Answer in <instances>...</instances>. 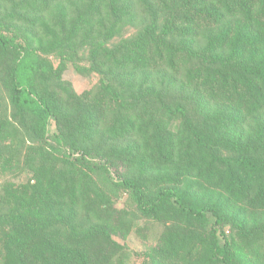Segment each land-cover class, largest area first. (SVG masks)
Segmentation results:
<instances>
[{"label":"trees","instance_id":"16d2710c","mask_svg":"<svg viewBox=\"0 0 264 264\" xmlns=\"http://www.w3.org/2000/svg\"><path fill=\"white\" fill-rule=\"evenodd\" d=\"M60 1L29 0L28 11L13 3L11 14L0 15V82L14 120L39 145L40 156L87 171L79 186L62 173L50 174L45 183L39 179L13 212L0 214V261L114 264L109 251L122 247L111 227L126 233L130 228L112 223V199L89 172L111 176L135 167L143 175L157 165L165 173L150 186L129 173L118 184L143 216L168 224L163 247L148 254L152 264H264V0H157L158 10L142 0L151 14H164V24L154 19L135 39L106 48L107 69L81 66L73 55L55 66L14 30L12 14L34 12L40 20ZM89 2L92 9H109L118 24L129 14V4L121 8L123 0ZM69 62L80 74L101 75V92L93 100L61 82ZM197 63L202 72L194 70ZM164 67L177 77L186 67V83H169L178 92L167 83L158 90L151 77L138 79L139 71ZM121 77L131 82L116 84L114 78ZM186 90L195 114L186 97H179ZM163 110L173 122L164 119ZM109 114L113 118L102 132ZM53 120L57 131L51 133ZM248 121L253 124L246 132ZM12 123L0 121L1 139L15 137ZM98 135L112 147L105 151V142L89 147ZM221 148L235 155L224 156ZM182 178L191 183L183 187ZM80 208L99 223L81 235ZM228 226L235 238L226 235ZM98 232L106 248L101 253L92 244Z\"/></svg>","mask_w":264,"mask_h":264},{"label":"rangeland","instance_id":"374dc122","mask_svg":"<svg viewBox=\"0 0 264 264\" xmlns=\"http://www.w3.org/2000/svg\"><path fill=\"white\" fill-rule=\"evenodd\" d=\"M27 1L29 0H0V15L7 16L11 14L13 3H21L22 8L28 11L30 6L27 5ZM149 1L154 3V10L159 9L155 5L157 0ZM167 1L168 3L170 2V0ZM89 3V0H62L53 3L40 20L37 19L40 15L35 16L36 13L34 12L27 17L23 16V11L18 16L12 14L10 18L14 30L21 33L26 39H30L40 54L48 58L55 66L60 64L63 57L73 55L77 57V62L81 66L90 67L92 63H97L103 69L108 68L105 55L106 48H112L123 41L135 39L144 27L154 19H157L161 26L164 24V14L160 10L157 15L151 14L142 0H123L121 2V8L124 4H129L130 9H128V16L123 18L119 24L109 9H92ZM108 3L110 5V2ZM122 9L127 10V7ZM58 18L61 19L59 23L56 22ZM229 25L235 28L236 22L232 21ZM112 31L114 32V37L110 39ZM206 34L207 32H203L200 35L201 37H199L201 45L206 42ZM0 62H2V57H0ZM185 69L181 72L180 77L171 74L166 67L156 71H139L138 79L142 78V76L151 77V80L156 83L158 90H162L165 83H167L169 90L178 92L179 87H170L171 84L169 83L170 80L186 83L187 72ZM194 70L202 72L203 65L197 63ZM101 78V75L97 73L80 74L74 64L69 62V67L61 77V82L69 85L80 97L90 93L89 98L93 100L101 92ZM114 82L116 84L124 83L121 86H126L131 81L121 77L114 78ZM188 92L189 90H186V96L180 93L179 97H186L185 102L189 107V111L195 114L194 103L191 96H188ZM172 96L177 95L172 94ZM163 113L166 121L173 122V118L167 112L163 110ZM158 114L162 115L160 112ZM13 115L14 110L10 103V98L0 82V121L5 119L12 121L17 131L13 138H0V214L13 212L17 199L29 197L32 193L33 185L39 179L45 183L50 174L58 175L62 173L66 175L67 180L79 186V184L84 182L82 172L86 170L78 166L74 168L67 167L59 161H45L39 154L40 148H37L39 145L32 141L25 127L16 123ZM112 118L111 114L107 116L106 124L101 129L102 132L106 130V125L110 124L109 121ZM252 124V121L247 122L246 132ZM49 130L51 133L57 131V124L54 120L51 121ZM77 137L82 140L80 135ZM102 142L106 143L105 151L112 147V143L106 141L100 135L93 138L89 147L96 149ZM119 143L123 142L118 141ZM220 153L224 156L235 155L232 151L223 148H221ZM157 169V165H154L149 171L144 172L143 175L135 167L128 172H125L123 168L121 170H113L111 176L102 172H89L99 188L105 191L112 199L111 210L115 213V217H112V223H123L127 229L130 228V232L126 233L115 229L114 226L111 227L112 239L122 247L120 250L109 251L114 264H119L120 262L123 264H152L148 254L163 247L162 239L167 232L168 224L143 216L131 198V193L118 186L119 177L121 175L126 176L127 173L131 177H142L141 183L144 186H150V182L152 183L153 180L155 182L159 181L163 177V173H165V170L159 168L160 171H158ZM181 180L183 187L191 183L185 178ZM197 181L199 180L195 179L194 183ZM199 194L202 193L199 192ZM78 211L79 215L76 224L79 227L78 232L80 235L85 230L99 225L94 218H89L86 215L84 209L80 208ZM59 227H63V225L59 224ZM225 233L228 237H236V234L229 226L226 228ZM100 235L99 233V237L96 240L92 239V244L95 245L97 253L106 251ZM0 264H3V262L0 261Z\"/></svg>","mask_w":264,"mask_h":264}]
</instances>
